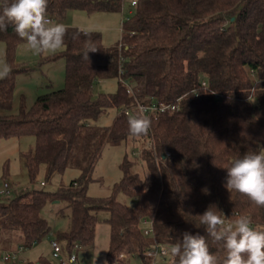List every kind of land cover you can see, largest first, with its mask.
<instances>
[{
    "label": "trees",
    "instance_id": "16d2710c",
    "mask_svg": "<svg viewBox=\"0 0 264 264\" xmlns=\"http://www.w3.org/2000/svg\"><path fill=\"white\" fill-rule=\"evenodd\" d=\"M121 8L122 0H48L47 14L61 22L70 11L120 13ZM135 9L123 25L122 49L120 42L108 47L99 32L89 31L98 47L89 61L82 58L86 37L73 41L78 28L69 27L65 47L41 60H65V86H51L30 107L22 95L16 114L0 116V140L36 139L22 154L31 184L42 165L47 179L69 168L80 170L57 191L32 188L0 200V235L11 231L16 244L31 249L51 232L41 212L54 201H65L71 211L70 229L57 234L70 253L92 247L98 214L108 215V264H148L150 248L176 243L184 232L204 235L210 251L223 257L195 217L209 205L230 219L251 216L252 226L264 229V208L224 187L231 159L264 147V0H139ZM0 42L13 69L0 80V110L12 111L17 77L31 69L16 63L23 42L11 25L0 31ZM105 81H116V91L95 94L96 84ZM179 99L176 111L150 116L146 136L131 137L128 117L119 114L124 107ZM110 110L118 112L112 123L98 124ZM128 141L140 153L134 159L126 153L113 194L90 196L88 184L105 146ZM137 162L145 165V177L134 170ZM121 193L134 205L121 203ZM144 220L153 221L157 239L144 235ZM171 260L168 256L164 264Z\"/></svg>",
    "mask_w": 264,
    "mask_h": 264
},
{
    "label": "rangeland",
    "instance_id": "374dc122",
    "mask_svg": "<svg viewBox=\"0 0 264 264\" xmlns=\"http://www.w3.org/2000/svg\"><path fill=\"white\" fill-rule=\"evenodd\" d=\"M134 0H124L122 11L120 13H95L88 14L83 11H70L67 17L61 21L71 28H83L87 31H97L102 35L104 45L108 47L115 46L122 39V19L130 18L135 8L130 6ZM139 1V0H135ZM7 47L5 43L0 42V61H6ZM50 54L37 55L20 44L16 49L15 60L21 67H27L31 70L18 75L16 80V89L14 94V106L12 111L0 110V116L4 114H16L19 108L20 99L25 95L28 106H32L39 95L49 90L61 89L65 86V67L64 59L41 63L42 58ZM117 88L116 81H105L95 86V94L114 92ZM116 110H110L105 116L101 117L98 124L110 125L117 116ZM34 136L23 138H12L0 140V200L13 198L21 195L32 188H43L51 192L57 191L61 187H66L70 182L80 175V170L69 168L64 173H54L50 179H47V167L41 166L37 182L30 183L25 161L22 154L28 152L35 146ZM138 152L137 145L132 142H123L119 145H106L103 149L101 159L96 164L92 180L88 184V194L94 198L110 197L115 186L122 179L120 164L126 153L134 159L133 152ZM134 170L143 177L147 175L144 164L138 163ZM45 185L42 186L41 183ZM9 185V191L4 192L5 184ZM117 199L126 205L133 206L134 199L124 195H117ZM41 216L46 219L51 226L53 239L55 238L63 248L62 255L68 260L72 253L68 252L65 243L57 239V234L67 232L71 227V211L65 201L48 202L42 209ZM108 215L104 212L98 214L99 222L96 226V236L92 247H80L74 250L77 255L76 264H108L107 254L110 242V225L106 221ZM12 232H2L0 235L1 246L11 242ZM10 240V241H9ZM14 241V239H13ZM10 246V245H9ZM7 248V247H3ZM21 260L39 263L44 260L50 264H70L60 262L53 257V252L47 238L38 243L20 257ZM26 260V261H27ZM20 262V261H19ZM18 262V263H19ZM133 264H139L136 260Z\"/></svg>",
    "mask_w": 264,
    "mask_h": 264
},
{
    "label": "clouds",
    "instance_id": "9594fccd",
    "mask_svg": "<svg viewBox=\"0 0 264 264\" xmlns=\"http://www.w3.org/2000/svg\"><path fill=\"white\" fill-rule=\"evenodd\" d=\"M47 8L48 0H0V31L11 25L27 50L37 55L55 54L65 47L69 25L50 19ZM81 35L86 37L82 58L89 61V53H95L98 47L92 34L83 28H78L71 39L79 40ZM12 71L9 63L0 61V80L10 77ZM150 128L151 119L145 110L128 115L131 137L146 136ZM224 169V187L230 193L244 195L251 204L264 208V147L232 158ZM195 217L223 250V257L210 251L204 235L184 232L178 242L161 249L164 256L172 258L171 264H264V229L253 227L251 216L237 214L230 219L215 205H209Z\"/></svg>",
    "mask_w": 264,
    "mask_h": 264
},
{
    "label": "built area",
    "instance_id": "2783aa9c",
    "mask_svg": "<svg viewBox=\"0 0 264 264\" xmlns=\"http://www.w3.org/2000/svg\"><path fill=\"white\" fill-rule=\"evenodd\" d=\"M123 1L124 0H122V3H123ZM136 5H137V1L134 0L131 2V7L135 8ZM122 7H123V4H122ZM121 11H122V8H121ZM128 19H122V34H123L124 22ZM122 45H123V43H122V39H121L118 48L122 49ZM119 81L128 87V92L130 94H133L132 88L122 78H120ZM180 100L181 99H179L177 101V103H174V104H164V103L153 102L149 105L138 104L137 106H133V107H124L123 109H121L119 111V114H124L128 117V115L131 113H135L139 110H145V114L148 115L149 117L150 116H157L161 113L176 111L179 107ZM153 146H154V139L150 138L148 140L147 147L151 148ZM139 153H140L139 151L138 152L134 151L132 153V155L134 157H136L139 155ZM41 185L44 186L45 183L42 182ZM8 189H9V185L6 183L4 186V192H8L9 191ZM142 226H143L142 227L143 233L145 236L157 239L156 233L154 230V226H153V221L144 220ZM46 238L50 243L54 258L59 259V261L62 263L68 262L70 264H76V262L78 261V257H77V255H74L73 253L70 255V258L68 260L64 259L63 255H62L63 248L60 246V244L58 243V241L55 238L53 239L51 232L46 236ZM37 244L38 243H34L33 247ZM165 247H167V246L164 244L156 243L154 247L150 248L145 253V256L148 259H150V263H148V264H154V262H155V264H164L167 261L168 256H164L161 252V249H163ZM79 248L80 247H76V250H78ZM28 250H29V248H27L23 245H19L15 249H5V248H2L0 245V261L2 262V264L18 263L19 261H20L19 263H25V262H23V260L20 259V257L22 254H24ZM157 254H159L158 259H157ZM139 264H146V263L141 261V262H139Z\"/></svg>",
    "mask_w": 264,
    "mask_h": 264
},
{
    "label": "crops",
    "instance_id": "0c3cea01",
    "mask_svg": "<svg viewBox=\"0 0 264 264\" xmlns=\"http://www.w3.org/2000/svg\"><path fill=\"white\" fill-rule=\"evenodd\" d=\"M130 6H131V3H130ZM12 238H10L11 239V242H7V244L6 245H4V246H1L2 248L3 247H7V248H5V249H15V248H17L18 246H19V244H16L14 241H13V239H14V236H13V233H12V236H11ZM46 238V237H45ZM10 241V240H9ZM0 245H1V241H0ZM10 245V246H9ZM27 260V259H26ZM26 260H23V262H28V260L26 261Z\"/></svg>",
    "mask_w": 264,
    "mask_h": 264
}]
</instances>
